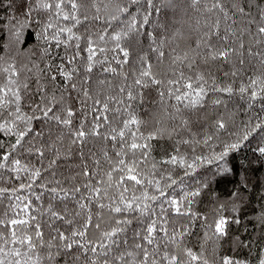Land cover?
<instances>
[{"label":"snow or ice","instance_id":"6c2138e0","mask_svg":"<svg viewBox=\"0 0 264 264\" xmlns=\"http://www.w3.org/2000/svg\"><path fill=\"white\" fill-rule=\"evenodd\" d=\"M133 6H137L134 11ZM20 7L26 9V18L31 17L33 11L48 13L39 38L54 41L57 49L61 46L65 49L61 59L72 67L66 70L61 63L57 71L77 92L82 117L73 128L76 111L64 98L68 84L63 85L64 91L58 97L56 88L49 91L37 76L33 95L29 92L28 79L21 81V70L14 63L3 67L6 83L0 85V133L14 137V142L0 156V170L13 172L15 179L21 180L18 188L11 192L31 189L42 170L30 162H22L20 154L27 152L36 156L41 166L46 153L50 154L47 168L43 169L48 171L56 167L59 160L70 159L72 147L76 146L82 164L77 175L85 180L71 188L40 185L52 194L50 199L75 204L70 216L67 203L64 214L49 205L52 222L48 225L51 230L48 240L41 225L31 223L36 218L28 212L30 200L23 206L24 218L0 220V227L7 229V234L0 231V264H44V261L47 264H251L248 260L218 255L220 242L229 235V223L240 224L241 221L238 217L224 216L221 204L217 216L208 222V217L197 213L193 205L210 181L198 177L200 187L186 190V178L205 165L214 166L212 175L229 174L232 170L229 157L241 152L249 143L257 145L253 151L264 160V0H188L186 8L202 18L196 21L194 31L198 35L195 39L179 30L167 34L166 25L159 22V14L162 10L175 11L176 5L165 0H91V3L23 0ZM154 13L157 22L152 30H145ZM90 19L105 26L93 34L97 39L74 31ZM49 29H55L50 36ZM245 35L250 38L246 50ZM132 36L138 43L141 37L146 38L149 51L137 55L130 69V80L129 72L124 70L129 63L130 50L124 41ZM82 40L86 41L83 50ZM108 40L113 42L111 49L102 46ZM178 41H184V46ZM43 51L51 55V45ZM81 51L87 53L86 57ZM109 51L114 53L111 60L106 55ZM149 52L155 54L154 58H149ZM245 52L250 61H258L261 71L248 76L247 83L241 81L234 89L235 78L244 71ZM100 53L105 55L97 59ZM77 58L86 60V73L102 65V73L120 76L121 82L114 86L110 79H101L96 82L99 88L93 90L89 86L91 76L86 75L78 87L72 82L73 74L79 73L74 63ZM113 61L119 68L112 66ZM217 61L221 62L220 67L230 66L224 76L232 77L231 82H217L212 71ZM165 63L168 65L166 73L154 71V64L158 67ZM201 66H208L207 71L201 70ZM49 78L53 82L57 79L55 74ZM22 90L31 96L30 100H25ZM146 90L156 92L158 108L141 109ZM209 93L229 97L239 94L241 99L246 98L245 118L237 122L238 111L230 110L227 101L220 97L209 101ZM206 102L214 109V118L201 125L202 120L209 119L207 113H198L199 109L206 108ZM256 107L260 110L254 112ZM84 108H89V112H84ZM140 110L147 113V119L139 115ZM110 112L114 114L112 120ZM89 114L92 120L89 131H85ZM117 120L119 123L115 122ZM53 127L60 129L54 139ZM64 129H67V144ZM222 131L225 136L221 135ZM88 137L112 142L111 154L107 149H101L102 155L90 153L91 170L84 159ZM0 147L4 145L0 143ZM154 149L161 152L159 158L153 155ZM102 160L108 165L106 169L101 167ZM55 183L60 185L61 182ZM176 189L180 190V197L172 194ZM9 191L0 188V196ZM36 199L40 200V195ZM237 211L238 205L233 203L232 212ZM169 215L187 217V223L179 227L173 225L170 229ZM16 216L19 217V213ZM197 220L202 221L204 228L199 253L188 247L185 240ZM56 221L70 227L62 230L54 226ZM258 221L264 228V211ZM133 222L139 227L129 236ZM209 242L214 257L211 260L205 255ZM234 243L249 248L253 242L236 237ZM170 246L172 251H169ZM38 249L44 250L43 256ZM258 264H264V258H259Z\"/></svg>","mask_w":264,"mask_h":264},{"label":"trees","instance_id":"16d2710c","mask_svg":"<svg viewBox=\"0 0 264 264\" xmlns=\"http://www.w3.org/2000/svg\"><path fill=\"white\" fill-rule=\"evenodd\" d=\"M87 3H91V0H85ZM107 2V0H105ZM159 2V0H156ZM173 3L176 5L175 11H165L162 10L159 14V22L164 23L168 29L169 35L174 31L179 30L185 36H190L192 39H195L198 35L194 28L197 26V19H202L199 13L193 12L191 9H187L186 5L188 0H165V3ZM23 0H0V57H3L0 60V85L6 83V74L3 73V67H7L8 64L14 63L18 70H21L20 79L23 81L25 78L28 79L29 83V92L34 95V89L36 87V77L40 76L41 83L46 84L49 91L56 88L57 96L59 97L60 92L64 91L63 85L68 84L67 91H64L65 102L69 104L76 115L73 117V128H76L82 117V112L78 109L81 108L79 100L77 97V92L73 91L70 87L71 82L65 81V79L59 75L57 71V65L64 63L65 69H70L72 65L67 64L65 60H62L61 57L65 55V49L61 46L59 49L56 48L54 41L46 42L44 39L39 38V33L44 27L48 19V13L40 10L33 11L31 17L26 18L24 12L26 9L21 8ZM137 6H133V11ZM94 11V10H93ZM143 11V9H141ZM92 15V12L89 13V16ZM39 20L40 24H37L36 21ZM157 22L155 13L150 20V25L146 26L145 30H152V25ZM61 23L68 24V21H61ZM105 26L100 24L97 21H92L91 19L82 24L78 29H74L78 34H81L85 37L88 35H93L96 32L101 31ZM116 25H113L115 28ZM87 28V31H85ZM55 29H49L48 35L50 36ZM17 33H19V38L17 39ZM111 34V30H110ZM93 39H97L93 35ZM249 37L244 36L245 50L249 44ZM181 44V47L184 46V41H178ZM73 43H75L73 41ZM81 50L85 48L86 41L82 40ZM51 45V55L44 54V49ZM126 47L130 50L129 63L124 66V70L129 72V79L131 80V71L135 59L141 51H149L148 41L146 38L141 37L140 42H137L135 36L130 37L128 40L124 41ZM102 46L109 49L112 48L113 42L110 40ZM238 47V45H236ZM72 52V49L68 50ZM81 55L86 57L87 53L81 51ZM104 53H100L96 58L100 59L104 56ZM109 60L112 59L114 53L109 51L106 54ZM154 53L149 52V58H154ZM245 63L243 65L244 71L235 78V83L233 88L237 89L241 81L247 83V77L252 75L260 74V68L258 61L249 60L246 55L244 56ZM75 66L79 69V73L73 74V81L77 83L78 87L83 79V77L91 76L90 87L93 90L99 88V85L96 83L101 79H110L114 86L119 85L121 82L120 76H112L110 73H102V65H97L92 73L85 72L86 60L77 58L75 60ZM51 64L52 67L48 68L47 65ZM220 61L215 62V66L212 67L213 74L215 75L217 82L223 84L225 81L231 82L232 77H225L224 72L230 70L228 64H224L222 67L219 65ZM113 67L119 68V65H116L114 61L112 62ZM237 67L240 65L237 63ZM208 66H201V70L207 71ZM31 69V71H28ZM154 71H159L161 73H166L168 71V65L156 66L154 64ZM187 73V69H185ZM55 74L57 79L55 82L50 80V76ZM195 73L193 72V75ZM23 93V90H22ZM71 93V95H69ZM25 95V100L28 101L31 99V96L28 93H23ZM214 97H220L227 101L228 108L230 110L235 109L238 111L237 122L244 119V110L247 106V99H241L239 94H234L231 97L226 96L222 93H209V101ZM158 99L157 94L154 90L145 91V103L140 106L141 109L147 108L149 110L158 108V105L155 101ZM88 104L91 105V101H88ZM27 110V109H26ZM222 110V106L220 109ZM258 107L254 108L253 111H259ZM84 112H89V108H84ZM198 113H207L209 119L207 121L202 120L201 125L204 123H210V120L214 118V109L208 102H206L205 109H199ZM139 115L147 119V113L143 110L139 111ZM191 115V114H189ZM114 114L109 113V119H113ZM92 115L89 114L87 122L85 123V131H89V125L91 124ZM119 123V121H115ZM201 125H194V127H199ZM104 128H101L100 131L104 132ZM47 139V129H45ZM60 132V129L53 127L52 137ZM63 135L65 139V144L68 142L67 129L63 130ZM222 136H225V133L221 132ZM14 142V137L4 136L3 133H0V143L4 147H0V156H2L10 143ZM155 143V142H154ZM257 147L255 143H249L247 147L241 150L239 153L232 154L229 159L231 160V172L227 175L221 173L219 175H212L211 169L214 166L205 165L199 169L195 175L186 178L187 185L186 190L199 188L200 182H198V177H203L205 180L210 181L209 186L204 188L201 191V195L197 197V203L193 205L194 210L199 213L201 216H207L208 222H211L217 216V208L219 205L223 204V215L231 218L238 217L240 219V224L229 223V235L220 242L218 248L219 256H229L236 259L248 260L251 261V264H258L259 258H264V228H261L258 216L261 211H264V160L259 156L258 153L254 152L253 149ZM101 149H107L111 154L112 142H105L102 138L98 137H88L87 142L84 146L85 161L87 162L89 169L93 168L92 160L90 158V153L95 152L97 155H102ZM218 151V149H217ZM78 148L76 146L72 147L70 159H61L57 162V166L44 171V168H47L48 159L47 156L50 154L46 153V158L44 159L43 166H41L39 159L30 155L27 152H23L19 155V158L24 163H31L36 167H40L42 170L41 176L35 181L31 189L18 190L15 193L11 192V189L18 188L21 180L15 179V173L9 172L7 170H0V188H8L10 191L4 193L0 196V220H7L11 218H24L25 213L22 211L23 206L29 200L31 201V207L28 209V212L31 216H34L36 219L31 220V223L34 225L39 223L41 229L44 232L45 240H48L50 235V228L48 225L51 221V212L48 210L49 205L52 206V210L58 211L61 214H64V204L67 203L68 215L70 216L72 211L75 209V204L72 201L60 202L58 200L50 199L52 195L45 188L40 187L41 184H45L47 188L52 187H64L71 188L74 185L83 184L85 178L83 176L77 175L81 172L82 164L80 157L77 154ZM63 154V148H62ZM207 154V151L206 153ZM13 155H17L14 153ZM153 155L157 158L161 155V152L157 149H154ZM11 159V157H10ZM101 167L106 169L108 165L102 160ZM52 173H55L53 175ZM102 174V173H101ZM180 174V171H177V175ZM207 174V175H206ZM21 175H24L23 173ZM59 180L61 183L57 185L55 181ZM129 184L131 182H128ZM83 191V189H82ZM173 195L180 197L181 193L179 189H176ZM40 195V200L36 199V196ZM16 197H20V200H17ZM236 203L238 205V211L236 213L232 212V204ZM19 204V207L16 205ZM93 210L95 211V206L93 205ZM16 213H19V217L16 216ZM95 219V217H94ZM187 223V217H173L169 215V228L171 229L173 225L179 227ZM54 226L60 227L62 230L69 228V225H66L63 221H56ZM139 225L136 222H133L132 226L129 228L128 235L131 236L132 230L138 228ZM0 231H3L7 234V229L0 227ZM159 236L160 234L157 233ZM204 235V228L202 227V221L197 220L193 226V230L190 235H188L185 240L187 246L192 248L197 253L200 252V245L202 243V237ZM239 237L241 241H250L253 243L249 244V248H244L237 246L234 241L235 238ZM205 255L211 260L214 257L211 255V242L206 245ZM43 256L44 250L38 249ZM169 251H172L171 246ZM44 264H47V261H44Z\"/></svg>","mask_w":264,"mask_h":264}]
</instances>
